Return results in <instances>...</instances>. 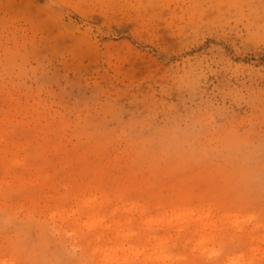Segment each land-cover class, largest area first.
<instances>
[{
  "label": "rangeland",
  "instance_id": "374dc122",
  "mask_svg": "<svg viewBox=\"0 0 264 264\" xmlns=\"http://www.w3.org/2000/svg\"><path fill=\"white\" fill-rule=\"evenodd\" d=\"M107 247L264 264V0H0V264Z\"/></svg>",
  "mask_w": 264,
  "mask_h": 264
},
{
  "label": "bare ground",
  "instance_id": "6f19581e",
  "mask_svg": "<svg viewBox=\"0 0 264 264\" xmlns=\"http://www.w3.org/2000/svg\"><path fill=\"white\" fill-rule=\"evenodd\" d=\"M188 214H190V213H187V214H185V215H188ZM181 217V216H180ZM180 217H178V218H180ZM197 219H200V220H203V219H206V217H198L197 216ZM205 225L206 224H204V222H203V226H204V228H205ZM101 238V235H99L98 237H97V240L98 239H100ZM94 250H97V249H94ZM99 252H100V256H101V263L102 264H110V263H112V261H113V259H114V255H113V253H114V251H113V248L112 247H107L106 249H102V250H100L99 249ZM154 253H156V252H154ZM155 255V257L157 256V254H154ZM151 257V256H150ZM152 257H153V255H152ZM154 257V258H155ZM250 259H248V263H250ZM237 262H239V259H237Z\"/></svg>",
  "mask_w": 264,
  "mask_h": 264
}]
</instances>
